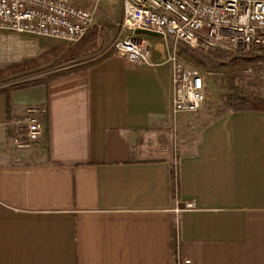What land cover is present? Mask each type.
I'll return each mask as SVG.
<instances>
[{"label":"crops","instance_id":"obj_1","mask_svg":"<svg viewBox=\"0 0 264 264\" xmlns=\"http://www.w3.org/2000/svg\"><path fill=\"white\" fill-rule=\"evenodd\" d=\"M138 36L154 65L0 85V264H264V111L175 112L171 49ZM29 108L43 133L17 149Z\"/></svg>","mask_w":264,"mask_h":264},{"label":"built area","instance_id":"obj_2","mask_svg":"<svg viewBox=\"0 0 264 264\" xmlns=\"http://www.w3.org/2000/svg\"><path fill=\"white\" fill-rule=\"evenodd\" d=\"M85 1L88 6L73 0H0V29L73 45L93 27L102 0ZM122 7L125 27L132 35L114 41L112 49L132 65L155 64L149 42L135 35L136 29L162 33L165 38L172 37L201 52L264 50V0H122ZM166 61L172 72L173 110L199 111L206 97L199 70L185 63L175 48ZM19 123L25 126V132L15 136L13 144L17 149H26L37 143L43 133L39 109L29 108ZM195 207L194 201L188 200L177 204L174 211Z\"/></svg>","mask_w":264,"mask_h":264},{"label":"rangeland","instance_id":"obj_3","mask_svg":"<svg viewBox=\"0 0 264 264\" xmlns=\"http://www.w3.org/2000/svg\"><path fill=\"white\" fill-rule=\"evenodd\" d=\"M73 1L81 6L89 5V2L85 0ZM94 25L103 29L107 35L96 54L82 59L83 63L87 64L116 53L112 49L113 42L123 39L127 35L124 31L126 27L122 0L111 2L102 0L95 12ZM144 36L146 37V35ZM164 43L170 49L175 48L185 63L199 70L203 77L206 95L204 104L214 115L243 106L242 97L249 95L264 97V50L257 53L261 59L248 61L246 58L254 57L257 54H244V58H240L242 53L236 54L237 52L217 50L201 52L189 48L183 42L175 41L172 37L164 38ZM54 46L69 47L71 45L51 37L29 33L16 34L6 29H0V70L28 60L34 59L39 62L37 67L23 72L0 74V85L45 81L53 75L64 72L69 66H74L70 63H59L56 58L44 62L42 59L45 56V51ZM150 49L153 51L152 46Z\"/></svg>","mask_w":264,"mask_h":264},{"label":"trees","instance_id":"obj_4","mask_svg":"<svg viewBox=\"0 0 264 264\" xmlns=\"http://www.w3.org/2000/svg\"><path fill=\"white\" fill-rule=\"evenodd\" d=\"M106 35L107 33L103 29L97 26H93L85 33V35L77 43L69 47H65V46L54 47L45 53V56L43 57L42 60L44 62H48L56 58V61H58L59 63H64V64L76 63L81 59H83L84 57H89L93 54H96L103 45ZM258 52L255 53L257 54ZM238 53H242L240 58H244L243 56L244 54H254V53H243V52H237L236 54ZM102 59H96L92 61L90 64L99 62ZM246 59L248 61H253V60L261 59V57L257 54L254 57L251 56ZM38 65L39 62L37 60L34 59L28 60L21 64H14L8 66L4 70H0V74H16L30 68H35ZM31 83H37V81H33ZM28 84L29 83L26 82V83L14 84L12 86L24 87L27 86ZM241 100L243 102L242 104L243 106L238 108H233L232 111H241V110L264 111V97H260L258 95H249L247 97H242Z\"/></svg>","mask_w":264,"mask_h":264},{"label":"water","instance_id":"obj_5","mask_svg":"<svg viewBox=\"0 0 264 264\" xmlns=\"http://www.w3.org/2000/svg\"><path fill=\"white\" fill-rule=\"evenodd\" d=\"M133 33L135 35H149V36L163 37L162 33L147 29H136L133 31Z\"/></svg>","mask_w":264,"mask_h":264}]
</instances>
